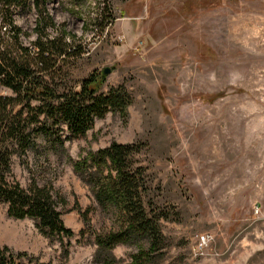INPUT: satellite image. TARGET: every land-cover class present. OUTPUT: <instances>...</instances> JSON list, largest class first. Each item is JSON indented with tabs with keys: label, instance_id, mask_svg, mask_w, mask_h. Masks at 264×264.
I'll list each match as a JSON object with an SVG mask.
<instances>
[{
	"label": "rangeland",
	"instance_id": "obj_1",
	"mask_svg": "<svg viewBox=\"0 0 264 264\" xmlns=\"http://www.w3.org/2000/svg\"><path fill=\"white\" fill-rule=\"evenodd\" d=\"M51 36L65 33L81 56L63 84L104 74L99 91L124 86L126 115L109 111L64 150L38 136L15 157L16 181L52 184L65 199L62 220L74 234L51 239L31 218L0 204V247L26 252L17 264H104L96 233L119 229L68 160L111 141L143 142L145 200L164 212L162 264H264V0H46ZM13 18L28 47L37 37L32 0ZM45 14V13H44ZM2 94H9L2 87ZM87 210L85 218L82 211ZM214 240L198 252L201 234ZM146 241L120 243L112 264H131ZM31 259V260H30Z\"/></svg>",
	"mask_w": 264,
	"mask_h": 264
},
{
	"label": "trees",
	"instance_id": "obj_2",
	"mask_svg": "<svg viewBox=\"0 0 264 264\" xmlns=\"http://www.w3.org/2000/svg\"><path fill=\"white\" fill-rule=\"evenodd\" d=\"M25 1L0 0V204L8 205L7 213L12 217L31 218L44 235L64 244L74 234L65 226L63 211L59 209L65 199L51 183H18L12 168L14 158L32 149L38 136L50 140L52 148L64 150V142L83 135L95 118H102L109 111L126 115L132 96L123 85L99 91L105 80L103 72L91 73L76 87L63 84L62 79L69 73L68 64L81 56L83 49L73 47L65 33L51 36L46 31L52 23L46 13V0H32L40 15L35 27L37 37L31 48L24 45V32L13 14L26 5ZM2 87L10 93L2 94ZM143 147L140 141H111L78 159L68 157L97 202L103 208L112 206L116 210L119 229L95 235V255L104 264H112L116 245L141 240L147 245L141 244L132 254L131 264H162L164 259L165 237L159 219L168 215L151 208L152 204L145 200V167L134 160ZM87 213L82 211L85 218ZM22 255L27 253L0 247V264H17V257Z\"/></svg>",
	"mask_w": 264,
	"mask_h": 264
},
{
	"label": "built area",
	"instance_id": "obj_3",
	"mask_svg": "<svg viewBox=\"0 0 264 264\" xmlns=\"http://www.w3.org/2000/svg\"><path fill=\"white\" fill-rule=\"evenodd\" d=\"M213 240H214V237H212L210 234L208 233L201 234L198 238V243H197V249L199 250L198 252L202 251V249H204Z\"/></svg>",
	"mask_w": 264,
	"mask_h": 264
},
{
	"label": "water",
	"instance_id": "obj_4",
	"mask_svg": "<svg viewBox=\"0 0 264 264\" xmlns=\"http://www.w3.org/2000/svg\"><path fill=\"white\" fill-rule=\"evenodd\" d=\"M109 72V69L106 67V69H104L103 73L106 74Z\"/></svg>",
	"mask_w": 264,
	"mask_h": 264
}]
</instances>
